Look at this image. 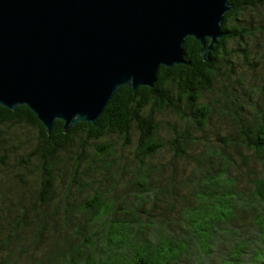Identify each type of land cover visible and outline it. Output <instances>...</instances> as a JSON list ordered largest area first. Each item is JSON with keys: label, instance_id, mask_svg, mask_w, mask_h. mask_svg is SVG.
<instances>
[{"label": "rangeland", "instance_id": "rangeland-1", "mask_svg": "<svg viewBox=\"0 0 264 264\" xmlns=\"http://www.w3.org/2000/svg\"><path fill=\"white\" fill-rule=\"evenodd\" d=\"M260 2L257 10L264 12V0ZM249 42L253 66L260 64V67L249 69L247 75L256 84L257 76L264 69V35L250 38ZM242 45L246 46V43ZM244 55L241 53L231 59L238 61ZM231 90L220 98L217 124L232 130L237 136L240 134L232 150L233 156H237V185L244 198L256 199V207L262 208L264 196L261 198L258 193L260 185H264V150L248 145L249 140L256 138L255 129L262 121L240 133L236 128V118L239 116L237 112L241 111V94L236 92L230 97ZM163 125L167 126L162 129L163 138L170 141L171 127L164 117ZM30 132L26 136L25 124L14 125L11 120L0 124V262L8 260L3 264H48L49 259V264H116L125 252L121 248L127 246H139L140 253L169 249L171 257H182L186 264H236L233 259H228L225 249L218 257L217 249L223 236L237 232L233 220L237 197L224 193H215L213 197L202 194L203 201L190 208L189 200L197 199L193 190L200 176L172 192L156 209L148 211L149 215L144 220L147 207H153V202L149 205L148 201L155 188L151 190L149 186L155 185L156 179L144 181L140 175L159 177L163 167L171 162L170 143L146 156V169L142 173L138 171L139 161L134 155L136 145L123 147L118 143L114 155L107 160L112 168L94 166V176L78 183L76 178L90 169V162L102 141L93 139L83 142V134L79 132L77 135L80 137L74 138L70 147L63 146L47 156H34L37 168L33 169L25 164L23 158L34 149L42 151L43 140L41 132L32 122ZM245 144L251 150L244 149L242 146ZM180 170L183 178H188V161H182ZM165 174L166 171H163L162 177ZM47 180L50 183L45 187ZM156 190L159 191L160 187ZM177 191L187 199L174 201L173 195ZM247 202L243 200L239 205ZM103 207H107L108 211L101 213ZM185 207L187 210L184 213ZM185 216L192 222L188 240L165 236L160 242L148 238L133 243L127 234H131L140 223L145 231L161 234L159 229L162 230L168 219L173 220L174 230H182L181 224L177 223ZM262 224L264 227V220ZM15 227L18 228L15 230ZM112 229L116 231L113 236ZM11 239H18L21 245V251L15 257L10 248ZM261 240V245L241 242L232 256L248 253L256 264H264V231ZM108 241H112V245L104 254ZM72 250H77L79 257L71 262L69 253ZM171 257L163 258V262L168 264ZM17 259L21 260L15 262ZM153 263L160 264L157 261Z\"/></svg>", "mask_w": 264, "mask_h": 264}, {"label": "trees", "instance_id": "trees-1", "mask_svg": "<svg viewBox=\"0 0 264 264\" xmlns=\"http://www.w3.org/2000/svg\"><path fill=\"white\" fill-rule=\"evenodd\" d=\"M231 3L234 7L226 12L223 22V28L228 33L215 44L210 55L211 60H204L203 46L199 40L193 36L186 37L184 58L188 63L174 64L170 67L162 65L155 86L152 88L141 86L137 92H134L132 88L131 96L123 92L125 86L121 87L95 123L80 121L66 131L65 122L57 120L52 131L48 132L36 112L24 104L18 105L16 109L0 105V124H4L6 118H10L14 125L25 124L26 136L31 134V122L39 129L43 140L42 151L34 149L31 153L27 152L23 158L25 164L31 165L33 169L37 168L34 156H47L54 154L63 146L70 147L71 141L80 137L77 135L79 132L83 134L81 137L83 142L93 139L101 140V145L90 162V169L76 178L78 183L94 176V166L102 165L107 169L112 168V164L107 163V160L114 155L118 143L123 147L136 145L134 155L139 161L140 173L146 169V156L158 152L170 143L171 162L163 167L164 170H161L159 177L140 175L144 181L156 179V184L149 186L151 190L155 188V192L149 195L151 199L148 201L149 205L153 202V207L152 209L147 207L144 220L149 215L148 211L156 209L172 192L182 189L191 180L200 176L193 190L197 199L189 200L190 208L203 201L202 194L213 197L215 193H224L237 197L233 219L237 225V232L222 237L217 256H222L225 249L226 254H229L228 259H233L236 264H256L253 256L248 253L235 256H232V253L237 250L241 242L261 245V235L264 231L262 224L264 207H256L257 200L254 198H244L237 185L235 169L237 156H233L232 150L240 134L237 136L232 130L217 124V112L219 111L218 103L224 93L233 89L229 94L231 97L232 94L239 92L241 111L237 112L239 116L236 118V128L240 133H244L253 124L262 121L255 129L256 138L249 140L248 145L257 150H264V69L257 76L256 84L247 75L249 69L260 67V64L253 66L249 53L252 50L249 39H255L259 34L264 35V12L257 10L260 0H232ZM243 42L246 46L242 45ZM241 53L245 55L240 60L231 59L232 56H240ZM228 73H230L229 76ZM143 89H150V91ZM236 96L239 97V95ZM134 101L135 104H133ZM248 106L251 108L248 109ZM134 107L137 109L134 110ZM147 107L149 109L145 110ZM163 117L171 127L169 128L170 141H166L162 135V129L167 127L163 125ZM134 122L137 124L135 125ZM242 147L251 150L246 144ZM184 160L190 165V175L186 179L183 178L180 170ZM163 171H166L165 177H162ZM49 183L47 180L45 187H48ZM157 187H160L159 191L156 190ZM262 195H264V185L260 187L258 193V196ZM173 199L178 201L187 198H183L180 191H177ZM243 200L248 202L239 205V202ZM186 210L185 207L183 212L185 213ZM107 211V207H103L100 212ZM179 223L182 230H174L173 220L168 219L161 227L162 230L159 229L161 234L145 231L140 223L131 234H127L133 243H140L148 238L160 242L165 236H172L176 240H188L189 226L192 222L185 216L177 224ZM17 228L15 227V230ZM115 232V229H112L111 236ZM111 245L112 241H108L104 254L109 252ZM10 248L15 257L16 253L21 251L19 250L21 249L20 241L11 239ZM121 249L125 252L121 254L116 264H154L153 261L166 264L163 258L167 259L172 255L169 249L142 253L139 252V246L136 248L127 246ZM78 257L77 250L69 253L71 262ZM21 259L14 261L18 262ZM5 261L8 260L1 261L0 264ZM180 263L186 264L184 258L173 256L168 259V264Z\"/></svg>", "mask_w": 264, "mask_h": 264}, {"label": "water", "instance_id": "water-1", "mask_svg": "<svg viewBox=\"0 0 264 264\" xmlns=\"http://www.w3.org/2000/svg\"><path fill=\"white\" fill-rule=\"evenodd\" d=\"M231 1L0 0V104H27L47 131L95 123L121 87L188 63L186 37L211 60Z\"/></svg>", "mask_w": 264, "mask_h": 264}, {"label": "clouds", "instance_id": "clouds-1", "mask_svg": "<svg viewBox=\"0 0 264 264\" xmlns=\"http://www.w3.org/2000/svg\"><path fill=\"white\" fill-rule=\"evenodd\" d=\"M231 2H232V1H231ZM233 7H234V4H233ZM156 83H157V82H156ZM156 83H155V84H156ZM141 86H148V85H141ZM141 86H140V87H141ZM154 86H155V85H154ZM154 86H152V87H154ZM140 87H139V88H140ZM148 87L152 88L151 86H148ZM124 88H125V89L123 90V92H125V93H127L129 96H131L132 94L130 93V90L132 89V86L125 85ZM139 88H138V89H139ZM133 90H134V89H133ZM137 91H138V90H137ZM137 91H134V92H137ZM115 95H116V94H115ZM115 95H114V96H115ZM130 104H131V103H130ZM133 104H135V101L133 102ZM0 105H1V104H0ZM3 106H4V105H3ZM17 107H18V106H17ZM17 107H16V108H17ZM16 108H15V109H16ZM10 109H11V108H10ZM136 109H137V108L134 107V110H136ZM9 120H10V118H6V121H9ZM41 122H42V120H41ZM55 123H56V122H55ZM42 124H43V122H42ZM43 125H44V124H43ZM44 126H45V125H44ZM45 127H46V126H45ZM46 129H47V127H46ZM52 129H53V127H52ZM52 129H51L50 131H48V132H51ZM261 186H262V185H260V187H261ZM263 196H264V195L259 196V197L262 198Z\"/></svg>", "mask_w": 264, "mask_h": 264}, {"label": "flooded vegetation", "instance_id": "flooded-vegetation-1", "mask_svg": "<svg viewBox=\"0 0 264 264\" xmlns=\"http://www.w3.org/2000/svg\"><path fill=\"white\" fill-rule=\"evenodd\" d=\"M223 26H224V23H223Z\"/></svg>", "mask_w": 264, "mask_h": 264}]
</instances>
